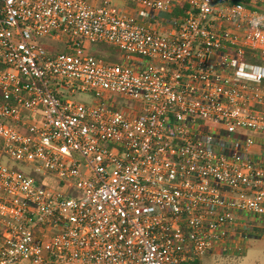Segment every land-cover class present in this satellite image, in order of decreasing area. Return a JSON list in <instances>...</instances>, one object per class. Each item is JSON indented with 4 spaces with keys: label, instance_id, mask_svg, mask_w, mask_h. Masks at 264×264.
I'll return each instance as SVG.
<instances>
[{
    "label": "built area",
    "instance_id": "obj_1",
    "mask_svg": "<svg viewBox=\"0 0 264 264\" xmlns=\"http://www.w3.org/2000/svg\"><path fill=\"white\" fill-rule=\"evenodd\" d=\"M118 1L0 0V264H188L260 236L264 0Z\"/></svg>",
    "mask_w": 264,
    "mask_h": 264
},
{
    "label": "rangeland",
    "instance_id": "obj_2",
    "mask_svg": "<svg viewBox=\"0 0 264 264\" xmlns=\"http://www.w3.org/2000/svg\"><path fill=\"white\" fill-rule=\"evenodd\" d=\"M117 4L121 8L133 10L136 8V5L130 2H126L123 0H119ZM163 17L166 16V14H162ZM40 44H42L45 48L52 52L56 53H63L65 52V46L61 43L52 41L49 37H44L40 39ZM85 51L90 52L92 45L88 42L84 43ZM112 50H115L114 47L110 46ZM106 57H113L117 56L118 54L114 55L113 51H106L105 53ZM104 61L107 62H114L111 60L104 59L103 57H100ZM116 62V61H115ZM85 101H90V98L84 96L82 97ZM113 100L116 101L117 104H122L123 101L118 99V98H112ZM5 163L8 164L9 166H14L16 167L19 171H21L23 174L30 176L32 178L38 179L39 181H44L47 180V183L49 185L56 189H59V182L55 178H53L51 175L49 176L48 173L44 174H38L34 168V166L29 165V164H22V163H17L15 161L11 160H5ZM48 176V177H47ZM200 261L202 264H264V237L259 236V238L255 239H249L246 242L245 249L241 254H215V255H207L202 258H200ZM23 264H30L27 262H24Z\"/></svg>",
    "mask_w": 264,
    "mask_h": 264
},
{
    "label": "trees",
    "instance_id": "obj_3",
    "mask_svg": "<svg viewBox=\"0 0 264 264\" xmlns=\"http://www.w3.org/2000/svg\"><path fill=\"white\" fill-rule=\"evenodd\" d=\"M91 45H92V48L89 52L91 55L98 57V58L103 57L104 59L111 60L114 62L118 61L117 56H113V57L109 58V57H106L104 54L106 51H113L114 53H116L114 55H117L119 52L117 48L114 47L115 50H112V48H110V46L106 45V44H91ZM65 52H69V50L67 48H65ZM246 57H247L249 62L264 66V58H262L260 60L253 59L250 57V55L248 53H247ZM188 264H202V262L200 261V259H197V260H195L191 263H188Z\"/></svg>",
    "mask_w": 264,
    "mask_h": 264
},
{
    "label": "crops",
    "instance_id": "obj_4",
    "mask_svg": "<svg viewBox=\"0 0 264 264\" xmlns=\"http://www.w3.org/2000/svg\"><path fill=\"white\" fill-rule=\"evenodd\" d=\"M255 139L256 144L251 148L250 156L260 162L259 165L264 168V135H257L255 136ZM248 220V217L239 216V222H245ZM259 226L262 228V230H260V236L264 237V224H261Z\"/></svg>",
    "mask_w": 264,
    "mask_h": 264
}]
</instances>
